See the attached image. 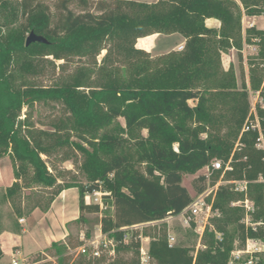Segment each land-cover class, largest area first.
Returning <instances> with one entry per match:
<instances>
[{"label":"trees","instance_id":"obj_1","mask_svg":"<svg viewBox=\"0 0 264 264\" xmlns=\"http://www.w3.org/2000/svg\"><path fill=\"white\" fill-rule=\"evenodd\" d=\"M14 1L0 0V18L7 27V33L0 34V155L10 151L21 167H30L35 186H55L60 176L49 170L42 154L66 141L47 130L37 137L26 133L17 113L36 102L59 101L71 114L70 131L88 144L82 150L89 183L79 186L76 221L102 213L100 229L114 240L116 250L132 249L139 258L142 234L132 226L181 215L195 199L183 177L204 167L209 173L194 180L197 196L226 183L216 190L202 247L195 256V248L171 245L164 228L151 238L149 258L158 264H229L232 251L243 248L247 239L264 242V182L259 181L264 178V150L257 147L259 136L264 137V30L255 25L246 29L245 39L257 38L260 47L259 56L248 62V82L243 72L239 86L233 68L226 70L222 62L223 53L231 48L238 49L243 60V16L264 14V0H100L101 13L69 12L53 27L50 13L30 5L23 10L25 22L13 28L19 17ZM209 19L219 21L220 27L210 26ZM32 30L49 42L27 46L26 34ZM156 33L182 34L184 48L153 57L136 47L138 38ZM37 48L58 60L93 58L95 68L85 73L84 80L69 84L16 86L13 59ZM102 51L106 52L98 63ZM94 73L102 82L88 85ZM252 94L258 96L254 105ZM216 159L222 162L220 169L213 166ZM15 176H19L16 168ZM233 180L249 182L255 227L246 225L245 209L233 205L245 197L234 189ZM13 191L9 188L2 198L14 199ZM97 191L103 205L85 199L86 193ZM192 226L196 227L194 221ZM90 234L87 231L86 236ZM52 247L60 256L59 264H69L71 257H63L68 242H53ZM87 250L78 253L74 264L104 260ZM33 264L54 262L39 259ZM253 264H264V252Z\"/></svg>","mask_w":264,"mask_h":264},{"label":"rangeland","instance_id":"obj_2","mask_svg":"<svg viewBox=\"0 0 264 264\" xmlns=\"http://www.w3.org/2000/svg\"><path fill=\"white\" fill-rule=\"evenodd\" d=\"M19 5L18 20L12 25L13 28L19 27L25 22L27 15L23 10L43 7L47 13H50L52 22L51 26H55L61 16L65 17L69 12L73 16H78L86 12L94 14L101 13L98 7L100 0H86V4L82 0H15ZM14 1V2H15ZM147 3H153L156 0H140ZM109 3V1H108ZM256 17V18H254ZM210 26L220 27L217 21H207ZM3 19L0 18V34L7 33V27L3 26ZM242 34L243 60L239 59L238 49L231 48L229 51L223 53L222 62L226 70L233 68L238 78V84L241 85L242 77L244 76L249 81V60L259 56L260 47L257 38H252L251 41L246 40V29L255 25L258 29L264 28V14L257 16L244 15L242 20ZM264 30V29H263ZM31 32V31H30ZM30 32L26 34V39ZM181 37L177 35H162L158 41V48L155 54L168 53L181 43ZM184 46V45H181ZM180 47V46H179ZM177 50H180L179 48ZM106 51H102L98 56V63L101 62L102 57ZM46 53V52H45ZM44 51L37 48L34 51H24L17 54L13 59L11 66V74L15 78L16 86L34 85L40 87H50L55 84L73 83L76 79L84 80V75L90 68H95L93 58L72 56L67 60H58L52 55H46ZM153 57L154 55L151 53ZM98 73L92 75V81L88 85H98L102 82ZM86 92L91 88L81 87ZM251 101L254 104L258 102L256 94L251 95ZM194 104V101H190ZM17 121H22L26 133L32 132L35 137L39 136V132L47 130L56 132L58 136L66 144L63 147H56L50 153L42 154V158L48 165L51 172L60 176L57 184L51 188L44 186H35L32 183L33 171L28 166L21 167L19 162H16L10 151L1 153L0 161L7 166L18 170L19 176L16 178L18 185L7 188H0V225L2 231L10 233H19L21 237L20 243L12 248L13 254L4 251L0 264H33L35 260H49L54 264H59L60 256L56 255L55 248L52 247L53 242L60 244L68 242L67 250L63 257H71L69 264H74L77 255L80 252V242L94 249L98 244L92 245L93 241L102 240L100 235V219L102 213L87 214L85 217L87 221L77 222L76 219L80 215L79 210V186L87 185L89 183L87 173L84 170L83 163L85 160V152L82 148H88V144L73 135L68 126V120L71 116L66 105L59 101H40L33 105L24 106L18 113ZM123 125L125 121L123 118L119 120ZM146 135V131H144ZM205 136V134H204ZM49 145L50 142L44 141ZM79 144L81 147H79ZM69 156L67 160L63 158ZM216 159L213 163L219 162ZM24 169V170H23ZM209 168L204 167L195 174H185L183 177V185L186 186L192 196H197L194 187V180L201 174H208ZM16 177V176H15ZM11 188L14 194V199L7 200L2 198V194H7V190ZM209 189V188H208ZM207 189V190H208ZM102 193L93 192L86 193L85 199L88 203L102 202ZM14 202V203H13ZM103 205V203H102ZM106 209V207H105ZM114 213V207L110 208ZM213 214V213H212ZM28 217L34 219L29 220V226L34 225L41 230L30 232L31 228L27 226ZM204 215L197 217L200 225H204ZM212 217V215H211ZM210 217V218H211ZM207 221L208 225L209 220ZM246 219V212H245ZM251 220V217H250ZM33 222L35 224H33ZM142 234L140 256L132 249L104 251L102 256L104 260L91 262V264H158L155 260L149 258L148 247L151 238L160 233L164 228L167 229L168 238L173 244H185L191 248H195L194 254L199 246V233L196 227L192 226V222L188 224L184 220L183 215L169 217L163 221L141 224L137 227ZM25 230V231H24ZM87 231H90V237L86 236ZM42 234V235H41ZM99 237V239H98ZM84 238V239H83ZM15 243V237H5L3 244L5 248L10 251L11 246ZM1 247V245H0ZM8 251V252H9ZM112 252H114L112 254ZM146 252V253H144ZM62 257V256H61ZM245 256L244 258H246Z\"/></svg>","mask_w":264,"mask_h":264},{"label":"built area","instance_id":"obj_3","mask_svg":"<svg viewBox=\"0 0 264 264\" xmlns=\"http://www.w3.org/2000/svg\"><path fill=\"white\" fill-rule=\"evenodd\" d=\"M183 48L184 46L179 47L180 50H182ZM253 110H255L254 106H253ZM257 147L264 150V137L262 135H260L258 138ZM213 166L217 169H220L222 167V162L221 161L216 162L213 164ZM227 168H229V166H226V169ZM259 181L264 182V178H261ZM222 183H226V182L221 181L217 183L215 186L209 187V189L206 190L203 194L196 196L193 203L187 209H185L184 212L181 214L184 216V220L188 224H190L192 221L196 222L197 224V220L195 219L201 216L202 214L205 216L204 219L206 223H204V225H200L198 222V225H196V231H198L199 239H200L199 246L201 247H202V243H201L202 237L204 235V231L206 228L205 225L207 224V221L211 217V215L213 216L212 202L214 200V196H215L216 190L218 189V186ZM230 183L234 184V189L236 191L242 192L245 194V197L243 200L236 201L233 203V205L243 207L246 212V219H245L246 225H251L255 227L257 224L252 223V221L250 220L251 214L255 211V204L248 197L247 192H248L249 182L247 180H233V181H230ZM211 195H212V201L208 202L207 197ZM100 203L102 204V202ZM137 227L138 225L132 226V228H137ZM99 237L100 238L102 237L103 239L92 242V245H94L95 243L98 244L94 249H92V247L86 245L83 242L82 245L79 247L80 251L85 253L88 251L87 250L88 248L93 257L101 258L103 254L102 252L107 251V250L109 251L116 250V243L114 242V240L112 238H109L108 234L103 233L101 229H100ZM219 237H221V234H219ZM170 244L173 245V243L171 242ZM263 252H264V242L263 241L256 240V239H247L246 245L243 248H236L234 251H232V256H231L229 264L241 263L244 260H246L245 264H253L254 261L258 259L259 254ZM113 253L114 252H112V254ZM196 254H197V251L194 255L196 256ZM245 256H247V259L244 258ZM14 264H18V263L14 262Z\"/></svg>","mask_w":264,"mask_h":264},{"label":"crops","instance_id":"obj_4","mask_svg":"<svg viewBox=\"0 0 264 264\" xmlns=\"http://www.w3.org/2000/svg\"><path fill=\"white\" fill-rule=\"evenodd\" d=\"M136 1H140V0H136ZM157 1V0H156ZM155 1V2H156ZM140 2H143V1H140ZM256 18V17H254ZM217 21L215 19H209L208 21ZM219 22V21H217ZM220 23V22H219ZM260 29H264V28H260ZM179 34L180 37H181V43L177 46V48H175L174 50H177L179 48V46L181 45H185L186 43V38L180 34V33H173V34H165V35H168V36H171V35H177ZM164 35V34H160V33H156V34H152V35H148V36H145V37H140L137 39V42H136V47L139 48V49H143L147 52H150V53H153L154 55H163V54H166V53H162V54H155V51L156 49L158 48V41L160 39V37ZM16 181V177H15V170L13 167H10V166H7L6 164H4V162H1L0 161V188L1 187H10L12 184H14ZM34 219L33 217H28L27 219V226L29 228H31V230L29 231V234L30 232H35V231H39V233H41V230L32 225V226H29L28 222L29 220H32ZM33 224H35L33 222ZM25 231V230H24ZM42 235V234H41ZM5 237H15V243H13V245L11 246L10 248V251L5 248L4 244H3V240ZM21 241V237L19 235V233L17 232L16 234L14 233H10V232H7V231H2L1 234H0V245H1V250L4 251V256L5 254L7 253H10V254H13L12 252V248L17 245L18 243H20ZM9 251V252H8ZM3 256V257H4ZM1 257L0 260L3 258Z\"/></svg>","mask_w":264,"mask_h":264},{"label":"water","instance_id":"obj_5","mask_svg":"<svg viewBox=\"0 0 264 264\" xmlns=\"http://www.w3.org/2000/svg\"><path fill=\"white\" fill-rule=\"evenodd\" d=\"M34 42L48 43L49 41L45 36L37 34L35 31L32 30L26 39V45L28 46Z\"/></svg>","mask_w":264,"mask_h":264}]
</instances>
